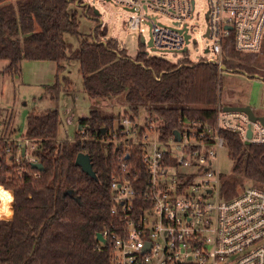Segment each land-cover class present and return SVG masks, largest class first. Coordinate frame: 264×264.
<instances>
[{"label": "trees", "instance_id": "16d2710c", "mask_svg": "<svg viewBox=\"0 0 264 264\" xmlns=\"http://www.w3.org/2000/svg\"><path fill=\"white\" fill-rule=\"evenodd\" d=\"M76 1L0 0V62H5L0 74L14 76L26 59L53 60L59 73L77 60L91 100L123 102L135 114L145 106L163 139L191 121L215 125L218 105L226 104L217 64L179 65L146 51L133 57L100 24L93 38H83L73 47L65 34L79 33L76 9L70 8ZM224 47L227 70L250 76L264 72L260 52L237 50L233 36ZM65 80L69 90L72 83L68 77ZM57 83L46 89L60 87ZM117 118L120 115L94 108L80 119L83 128L73 140L59 141V111L30 112L23 135L34 141L32 153L44 166L40 170L29 163L26 172L8 163V142L3 137L10 136L1 133L0 183L13 191L15 205L12 218L0 220V264H111L112 250L97 235L113 218L110 182L118 171V159L104 137ZM220 134L234 160V173L224 190L235 194L247 184L245 180L264 188V144H247L238 132L227 129ZM81 151L90 155L96 178L76 164Z\"/></svg>", "mask_w": 264, "mask_h": 264}, {"label": "built area", "instance_id": "2783aa9c", "mask_svg": "<svg viewBox=\"0 0 264 264\" xmlns=\"http://www.w3.org/2000/svg\"><path fill=\"white\" fill-rule=\"evenodd\" d=\"M104 1L130 12V29L151 52L179 65L213 63L222 70L225 42L232 36L241 52L264 46V0H207L204 23L197 8L203 0ZM195 29L203 38L202 54L191 47L199 45ZM223 105L214 126L185 123L177 129L180 140L174 134L161 138L151 115L141 121L130 112L104 137L118 159L110 182L113 218L101 232L107 243L99 240L110 246L111 264H264V188L245 184L227 193L229 175L218 162L227 149L222 129L238 132L246 143L264 144V124ZM3 139L7 160L18 170L39 162L32 139L23 134ZM14 205L13 191L0 183V220L12 218Z\"/></svg>", "mask_w": 264, "mask_h": 264}, {"label": "rangeland", "instance_id": "374dc122", "mask_svg": "<svg viewBox=\"0 0 264 264\" xmlns=\"http://www.w3.org/2000/svg\"><path fill=\"white\" fill-rule=\"evenodd\" d=\"M16 1V0H11ZM78 0L70 4L71 9H76L79 20V33H66L65 39L78 47L83 38H93L94 29L103 21L108 29V37L118 39L120 44L126 47L128 54L135 57L139 51H146L155 55L151 48L142 42L139 33L130 29L128 18L130 12L104 0ZM90 3L88 9L86 3ZM99 10V14L94 9ZM197 8L201 9L200 20L205 22L204 13L208 8L207 0L199 2ZM165 19V18H163ZM143 31L150 39L149 26L143 25ZM194 33L199 38V45H191L198 54H202L203 41L201 32L198 29ZM259 66L264 65V46L260 51ZM5 62H0L3 67ZM56 66L54 61L26 59L22 61L21 71L14 76H2L0 74V135L3 131L8 132L9 138H16L24 134L27 128V116L30 112H40L47 109H57L60 116L58 140H73L80 126V119L90 115L92 109H101L106 114L115 116L123 115L128 110H133L123 102L115 100H91L84 90L80 64L72 60L67 68L59 73L53 69ZM263 71L257 75L250 76L244 72L221 70L222 99L230 104L251 105L257 114H264V78ZM65 77L70 79L72 85L69 90L66 88ZM58 88L46 89L47 86L56 85ZM58 84V83H57ZM147 111L142 106L139 120L145 119ZM115 119V125L119 124ZM84 135V134H83ZM31 145V144H30ZM32 147L35 143L32 141ZM219 155V168L223 174L234 173V160L228 154L226 148H222ZM11 163L10 161L8 162ZM251 184L249 180H245Z\"/></svg>", "mask_w": 264, "mask_h": 264}, {"label": "water", "instance_id": "95a60500", "mask_svg": "<svg viewBox=\"0 0 264 264\" xmlns=\"http://www.w3.org/2000/svg\"><path fill=\"white\" fill-rule=\"evenodd\" d=\"M87 8H90V3L87 2L86 3ZM96 14H99V10L98 9H94ZM142 42L144 43V39L142 38ZM149 44H152V40L149 41ZM223 69H227V67L224 65ZM224 110L225 111H242L245 112L249 115L250 119L255 121V120H260L261 122H263L264 124V114H257L254 110V108L251 105H233V104H228L224 106ZM83 126L80 125L79 129H82ZM103 131L105 132V128H103ZM174 135L176 136L175 138L177 140H180V138L182 137L180 134L179 130H175L174 131ZM252 135V130L251 128H249L248 130V136L250 137ZM247 144H249V141H247ZM76 164L81 166V168L83 169V171H85L87 174L93 176L96 178V172L93 168V164H92V159L90 157L89 154H86L84 152H80L77 155L76 158ZM33 166L36 167L37 169H43V164L41 162H35L33 163ZM98 240L102 241L103 243H107V239L102 235V233H98L97 235Z\"/></svg>", "mask_w": 264, "mask_h": 264}, {"label": "crops", "instance_id": "0c3cea01", "mask_svg": "<svg viewBox=\"0 0 264 264\" xmlns=\"http://www.w3.org/2000/svg\"><path fill=\"white\" fill-rule=\"evenodd\" d=\"M118 41H119V40H118ZM47 61H51V62H52L53 60H47ZM54 62H55V61H54ZM55 63H56V62H55ZM53 69H56V70L58 69L57 63H56V66H55V67L53 66ZM256 75H257V74H256ZM263 78H264V77H263ZM228 104H230V103H226L225 105H228ZM225 105H223V106H225ZM233 105H246V104H239V103H236V104H233Z\"/></svg>", "mask_w": 264, "mask_h": 264}]
</instances>
